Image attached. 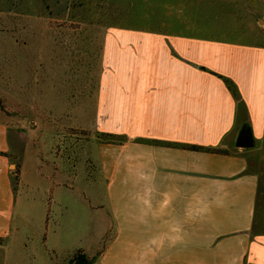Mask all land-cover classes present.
<instances>
[{
  "label": "crops",
  "instance_id": "1",
  "mask_svg": "<svg viewBox=\"0 0 264 264\" xmlns=\"http://www.w3.org/2000/svg\"><path fill=\"white\" fill-rule=\"evenodd\" d=\"M92 31L101 37L91 52L99 64L80 71L82 83L91 86L90 109L84 100L60 112L40 107L35 90L30 113L77 116L78 128L125 137L92 141L106 186V204L86 198L84 205L89 215L83 219L95 237L68 247L59 239L73 187L68 180L78 179L79 162L69 167L66 152L50 149L46 118L36 127L20 124L0 107V237L6 240L0 264H25L27 257L36 264H54L53 258L70 264L78 249L94 264H264L261 177L250 163L254 146L237 145L245 129L254 142L264 137V45L130 27ZM5 51L0 46V98L21 109L25 98L20 81L5 75L12 69L15 76ZM220 75L236 83L239 97ZM87 115L92 127L79 119ZM38 205L43 212L36 222L54 229L46 237L49 247L41 259H12L10 247L26 248L22 229L36 223L30 213ZM110 228L115 234L102 248Z\"/></svg>",
  "mask_w": 264,
  "mask_h": 264
},
{
  "label": "rangeland",
  "instance_id": "2",
  "mask_svg": "<svg viewBox=\"0 0 264 264\" xmlns=\"http://www.w3.org/2000/svg\"><path fill=\"white\" fill-rule=\"evenodd\" d=\"M108 27L175 32L264 45V0H0V46H5L6 60L11 61L15 73L14 76L12 69H5V75L10 81L14 77L20 81L21 95L25 98L21 103L26 104L19 109L13 106L14 100L0 98V107L9 113L6 118L20 121V124L27 122L36 127L39 119L46 118L48 129L44 134L53 145L50 149L58 155L66 152L69 167L79 162L78 179L73 180L74 184L68 180V186L73 187L68 188L69 207L62 214L59 227V239L66 247L87 245L95 237L89 223L83 219L89 215L84 205L88 203L86 198L98 205L106 204V186L99 175L97 150L92 141H103L107 136L78 128L74 124L77 116L57 113L46 117L33 116L30 102L36 90L40 107L56 108L60 112V109L66 111L78 107L84 100L85 107L90 109L91 86L86 81L82 83L80 71L82 66L91 64L96 67L99 64L91 52L92 43L101 37L92 35V30ZM12 111L17 115L12 116ZM79 119L84 120L82 125L93 126L90 115L79 116ZM250 163L261 177L259 213L263 224L264 137L256 139ZM68 170L71 172V168ZM16 179L17 176L14 181ZM42 212L41 205L34 207L30 214L35 222ZM19 214L16 207V218ZM50 228L47 221L23 227V232L27 233L26 248L19 251L13 245L8 248V255L12 259L19 255L40 258L49 247L46 237L54 230ZM114 234L115 228H110L100 247H105ZM5 242L3 238L0 244ZM50 255L54 257L53 252ZM26 259L25 264H36L28 257ZM53 260L58 264L56 258Z\"/></svg>",
  "mask_w": 264,
  "mask_h": 264
},
{
  "label": "trees",
  "instance_id": "3",
  "mask_svg": "<svg viewBox=\"0 0 264 264\" xmlns=\"http://www.w3.org/2000/svg\"><path fill=\"white\" fill-rule=\"evenodd\" d=\"M220 77L223 78V80L225 81L226 85L228 86V88L232 91V93L236 96L239 97V90L238 87L236 85V83L228 78L225 77L223 75H220ZM103 134L104 136H107L106 139H104L103 141L105 142H123L125 140V137L122 135H115L112 133H100ZM181 146H184L186 148H191V149H195V150H206V151H212V152H220L221 150L219 148H213V147H204L201 145H197V144H191V145H187V144H183ZM1 241H3V237H0V243ZM102 251H100L101 253ZM98 253V254H100ZM93 259L90 258L84 251L83 249H78L73 258L71 259L70 263H74V264H94L93 263Z\"/></svg>",
  "mask_w": 264,
  "mask_h": 264
},
{
  "label": "water",
  "instance_id": "4",
  "mask_svg": "<svg viewBox=\"0 0 264 264\" xmlns=\"http://www.w3.org/2000/svg\"><path fill=\"white\" fill-rule=\"evenodd\" d=\"M254 144L255 142H254L252 132L249 129H245L242 132L239 140L237 141V145L239 147L248 148V147L254 146ZM70 264H74V263H70Z\"/></svg>",
  "mask_w": 264,
  "mask_h": 264
}]
</instances>
